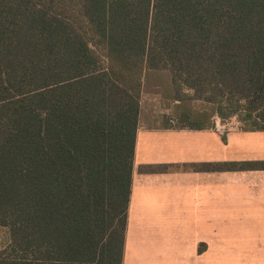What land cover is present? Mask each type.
I'll return each instance as SVG.
<instances>
[{
  "label": "trees",
  "instance_id": "16d2710c",
  "mask_svg": "<svg viewBox=\"0 0 264 264\" xmlns=\"http://www.w3.org/2000/svg\"><path fill=\"white\" fill-rule=\"evenodd\" d=\"M154 96L164 128L264 130V0H0V264H123Z\"/></svg>",
  "mask_w": 264,
  "mask_h": 264
},
{
  "label": "crops",
  "instance_id": "0c3cea01",
  "mask_svg": "<svg viewBox=\"0 0 264 264\" xmlns=\"http://www.w3.org/2000/svg\"><path fill=\"white\" fill-rule=\"evenodd\" d=\"M144 107L151 117L136 134L127 246L142 237L155 249L146 257L152 264L184 249L204 264L212 249L232 250L233 264H264V130H226L225 142L219 122L164 128L155 125V96Z\"/></svg>",
  "mask_w": 264,
  "mask_h": 264
},
{
  "label": "rangeland",
  "instance_id": "374dc122",
  "mask_svg": "<svg viewBox=\"0 0 264 264\" xmlns=\"http://www.w3.org/2000/svg\"><path fill=\"white\" fill-rule=\"evenodd\" d=\"M235 117L229 119L220 130L221 132H225L226 130H232L240 128V125L236 121ZM219 129V128H218ZM9 242L8 231L5 228H0V251L6 246ZM144 239L142 237L137 239H133L131 241L130 247L127 246V235H126V247H129L128 250L126 248V252L124 253V264H152L147 263L146 257L150 256V254L155 251V249H150L145 246ZM242 252V250H240ZM230 249L225 250H217L212 249L210 254L207 256V264H214L212 262L215 261L216 258H219V255H223L224 259L220 260L218 264H233L231 259ZM175 259L173 261L168 260L166 264H204L200 256L196 254V250L194 249H184V250H174ZM165 264V263H158Z\"/></svg>",
  "mask_w": 264,
  "mask_h": 264
},
{
  "label": "built area",
  "instance_id": "2783aa9c",
  "mask_svg": "<svg viewBox=\"0 0 264 264\" xmlns=\"http://www.w3.org/2000/svg\"><path fill=\"white\" fill-rule=\"evenodd\" d=\"M237 121V120H236ZM237 123L239 124V122L237 121ZM218 128H219V130H223V129H221L223 126L220 124V122H219V124H218Z\"/></svg>",
  "mask_w": 264,
  "mask_h": 264
}]
</instances>
